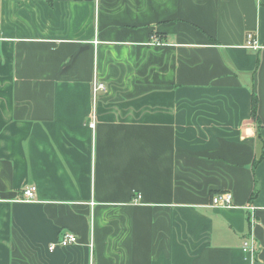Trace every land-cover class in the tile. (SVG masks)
<instances>
[{
    "label": "crops",
    "instance_id": "obj_1",
    "mask_svg": "<svg viewBox=\"0 0 264 264\" xmlns=\"http://www.w3.org/2000/svg\"><path fill=\"white\" fill-rule=\"evenodd\" d=\"M263 147L264 0H0V264H264Z\"/></svg>",
    "mask_w": 264,
    "mask_h": 264
},
{
    "label": "built area",
    "instance_id": "obj_2",
    "mask_svg": "<svg viewBox=\"0 0 264 264\" xmlns=\"http://www.w3.org/2000/svg\"><path fill=\"white\" fill-rule=\"evenodd\" d=\"M154 42L160 44L159 41H157L156 39L154 40ZM246 47L253 48V49L258 48L256 41L253 37V34H251V33L247 35ZM105 91H106V87L103 83L98 82L96 80L93 81V83H92L93 97H95L98 94V92H105ZM94 121H95V118L92 117V121L90 123L91 128H94ZM35 194H36V187L35 186L25 187L22 191V197H21L20 201L26 202V203L33 202L35 199ZM139 200H140V196L136 195L135 201L139 202ZM211 206L212 207H221V208L232 207V195L228 192L215 195L211 199ZM246 210H247V212H249L248 221L253 226V224L255 222L254 214H253L254 209L252 207H246ZM76 242H77V237L74 234L65 233L58 239L57 244L52 245L48 249H49V251H52L56 245H58L62 248H66L70 245L75 244ZM90 248H92V245H90ZM242 250L245 254H249V255L253 256L254 252H255V248H254L252 241L249 239L246 240L243 243Z\"/></svg>",
    "mask_w": 264,
    "mask_h": 264
},
{
    "label": "trees",
    "instance_id": "obj_3",
    "mask_svg": "<svg viewBox=\"0 0 264 264\" xmlns=\"http://www.w3.org/2000/svg\"><path fill=\"white\" fill-rule=\"evenodd\" d=\"M251 117L252 119L258 123V119H257V97L253 94L252 96V107H251ZM264 155V147L262 148V155L261 158ZM260 158V159H261Z\"/></svg>",
    "mask_w": 264,
    "mask_h": 264
}]
</instances>
